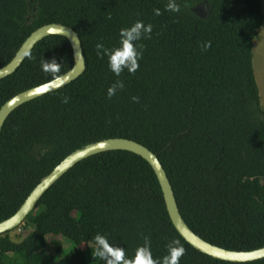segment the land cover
<instances>
[{
    "label": "trees",
    "instance_id": "obj_1",
    "mask_svg": "<svg viewBox=\"0 0 264 264\" xmlns=\"http://www.w3.org/2000/svg\"><path fill=\"white\" fill-rule=\"evenodd\" d=\"M169 2L179 11H167ZM203 2L209 12L205 19L191 11ZM137 21L152 26L148 37L136 42L142 52L139 66L116 76L107 58L97 55L96 44L117 46L120 29ZM52 23L77 34L85 70L5 120L0 222L13 216L73 151L121 138L157 157L179 213L195 235L230 251L264 247V108L252 66L253 42L264 25L261 1L0 0V68L32 32ZM205 44L210 45L206 50ZM43 60L60 67L44 71ZM72 64L64 37L44 38L12 75L0 79V108ZM117 81L123 88L108 98ZM15 230V239L11 231L0 235V264H103L91 244L96 234L129 259L147 238L155 261L177 241L184 249L178 264H264V259L221 261L190 246L168 216L152 168L127 151L77 163Z\"/></svg>",
    "mask_w": 264,
    "mask_h": 264
},
{
    "label": "water",
    "instance_id": "obj_2",
    "mask_svg": "<svg viewBox=\"0 0 264 264\" xmlns=\"http://www.w3.org/2000/svg\"><path fill=\"white\" fill-rule=\"evenodd\" d=\"M191 11L203 19L207 18L209 15L205 2L196 6ZM52 35L62 36L69 42L73 57L71 69L50 82L25 90L5 102L0 108V131L7 117L15 109L27 102L67 86L83 74L85 64L77 34L69 27L52 23L41 26L25 39L12 60L4 67L0 68V79L12 75L32 51L34 46L44 38ZM110 151L130 152L141 157L150 165L158 180L165 208L173 226L180 236L195 250L214 259L230 263H246L264 259V247L243 252L230 251L211 245L195 235L187 227L179 213L173 190L157 157L144 146L121 138L90 143L66 156L47 176L40 180L18 211L7 220L0 222V235L13 231L23 224L24 219L34 209L41 196L73 166L91 156Z\"/></svg>",
    "mask_w": 264,
    "mask_h": 264
},
{
    "label": "clouds",
    "instance_id": "obj_3",
    "mask_svg": "<svg viewBox=\"0 0 264 264\" xmlns=\"http://www.w3.org/2000/svg\"><path fill=\"white\" fill-rule=\"evenodd\" d=\"M167 11L173 13L179 11V7L169 2L166 6ZM155 15H160L159 9H154ZM152 26L144 25L142 21H137L128 28H122L119 31L118 45L112 48H105L103 44H96L97 55L101 58H107L108 69L116 76H119L122 71L127 70L129 73H134L138 68V60L141 58V50L136 43L142 38H147L151 33ZM205 44V50L209 47ZM44 71H56L60 67L55 60L45 62L41 65ZM123 88V83L117 81L107 90V97L111 98L117 89ZM136 100L135 97L132 98ZM64 102H67L65 99ZM91 244L96 257H98L103 264H178L180 257L183 255L184 249L176 246L177 241H172L168 245L167 255L160 261L153 260L150 249L148 247V239L145 238V245L138 247L134 255L129 259L126 258L124 250L113 247L106 236L96 234L91 238Z\"/></svg>",
    "mask_w": 264,
    "mask_h": 264
},
{
    "label": "rangeland",
    "instance_id": "obj_4",
    "mask_svg": "<svg viewBox=\"0 0 264 264\" xmlns=\"http://www.w3.org/2000/svg\"><path fill=\"white\" fill-rule=\"evenodd\" d=\"M260 1L264 14V0ZM252 55V66L259 91L260 104L264 108V25L259 29L258 34L253 42ZM17 234L18 231L13 230L9 233V236L11 239H15ZM64 247L68 249L69 244L65 242Z\"/></svg>",
    "mask_w": 264,
    "mask_h": 264
}]
</instances>
